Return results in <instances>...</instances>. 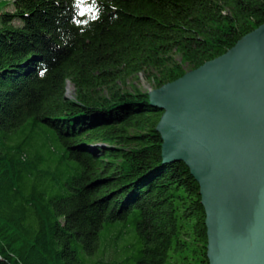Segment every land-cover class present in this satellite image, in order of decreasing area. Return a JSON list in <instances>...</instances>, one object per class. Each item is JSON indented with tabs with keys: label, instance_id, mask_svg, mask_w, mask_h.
<instances>
[{
	"label": "trees",
	"instance_id": "16d2710c",
	"mask_svg": "<svg viewBox=\"0 0 264 264\" xmlns=\"http://www.w3.org/2000/svg\"><path fill=\"white\" fill-rule=\"evenodd\" d=\"M263 25L264 0H0V264H209L199 185L121 86Z\"/></svg>",
	"mask_w": 264,
	"mask_h": 264
},
{
	"label": "water",
	"instance_id": "95a60500",
	"mask_svg": "<svg viewBox=\"0 0 264 264\" xmlns=\"http://www.w3.org/2000/svg\"><path fill=\"white\" fill-rule=\"evenodd\" d=\"M149 97L164 164L199 185L209 264H264V25Z\"/></svg>",
	"mask_w": 264,
	"mask_h": 264
},
{
	"label": "rangeland",
	"instance_id": "374dc122",
	"mask_svg": "<svg viewBox=\"0 0 264 264\" xmlns=\"http://www.w3.org/2000/svg\"><path fill=\"white\" fill-rule=\"evenodd\" d=\"M7 1H12V0H7ZM121 89H123V91L127 94H134L136 91L141 92L143 94H150L151 92L157 90L158 88L156 83L152 79H148L146 75L141 74L138 78L128 80L124 86H121ZM66 95L69 100L77 101V91L73 84L68 83ZM109 96L110 95L107 93L104 94L105 98H109ZM107 252H109V250ZM107 256L108 257L110 256L109 253L108 254L106 253L105 257ZM98 259H100L99 254L93 258V261H97Z\"/></svg>",
	"mask_w": 264,
	"mask_h": 264
},
{
	"label": "clouds",
	"instance_id": "9594fccd",
	"mask_svg": "<svg viewBox=\"0 0 264 264\" xmlns=\"http://www.w3.org/2000/svg\"><path fill=\"white\" fill-rule=\"evenodd\" d=\"M41 75H43V73H41Z\"/></svg>",
	"mask_w": 264,
	"mask_h": 264
},
{
	"label": "snow or ice",
	"instance_id": "6c2138e0",
	"mask_svg": "<svg viewBox=\"0 0 264 264\" xmlns=\"http://www.w3.org/2000/svg\"><path fill=\"white\" fill-rule=\"evenodd\" d=\"M95 18V17H94Z\"/></svg>",
	"mask_w": 264,
	"mask_h": 264
}]
</instances>
